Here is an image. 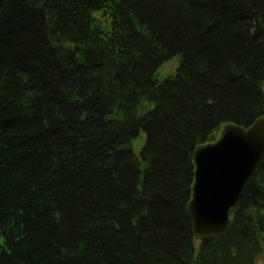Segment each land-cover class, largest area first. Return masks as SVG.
Instances as JSON below:
<instances>
[{
	"label": "trees",
	"instance_id": "trees-1",
	"mask_svg": "<svg viewBox=\"0 0 264 264\" xmlns=\"http://www.w3.org/2000/svg\"><path fill=\"white\" fill-rule=\"evenodd\" d=\"M263 114L264 0H0V264H257L264 157L221 237L187 206Z\"/></svg>",
	"mask_w": 264,
	"mask_h": 264
},
{
	"label": "water",
	"instance_id": "water-1",
	"mask_svg": "<svg viewBox=\"0 0 264 264\" xmlns=\"http://www.w3.org/2000/svg\"><path fill=\"white\" fill-rule=\"evenodd\" d=\"M264 157V114L251 124H226L220 137L193 151L194 183L187 206L196 239L228 229L248 180Z\"/></svg>",
	"mask_w": 264,
	"mask_h": 264
},
{
	"label": "rangeland",
	"instance_id": "rangeland-1",
	"mask_svg": "<svg viewBox=\"0 0 264 264\" xmlns=\"http://www.w3.org/2000/svg\"><path fill=\"white\" fill-rule=\"evenodd\" d=\"M177 65H178L177 59H172L168 63H165L164 65H162V67L159 70V77L162 78L166 75L173 74L175 72ZM223 127H222V129H223ZM222 129H221V131H222ZM221 131H220V134H221ZM219 137H220V135L217 136L215 140H217ZM215 140H213V141H215ZM213 141H211V142H213ZM257 264H264V252L259 256V258L257 260Z\"/></svg>",
	"mask_w": 264,
	"mask_h": 264
},
{
	"label": "bare ground",
	"instance_id": "bare-ground-1",
	"mask_svg": "<svg viewBox=\"0 0 264 264\" xmlns=\"http://www.w3.org/2000/svg\"><path fill=\"white\" fill-rule=\"evenodd\" d=\"M104 15V14H103Z\"/></svg>",
	"mask_w": 264,
	"mask_h": 264
}]
</instances>
